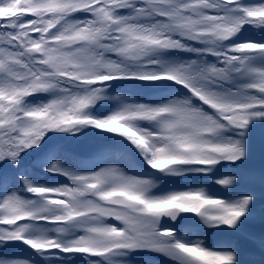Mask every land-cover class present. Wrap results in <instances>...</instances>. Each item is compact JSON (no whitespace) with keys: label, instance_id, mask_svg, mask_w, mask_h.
Returning a JSON list of instances; mask_svg holds the SVG:
<instances>
[{"label":"snow or ice","instance_id":"snow-or-ice-1","mask_svg":"<svg viewBox=\"0 0 264 264\" xmlns=\"http://www.w3.org/2000/svg\"><path fill=\"white\" fill-rule=\"evenodd\" d=\"M250 223L264 0H0V264H264Z\"/></svg>","mask_w":264,"mask_h":264}]
</instances>
